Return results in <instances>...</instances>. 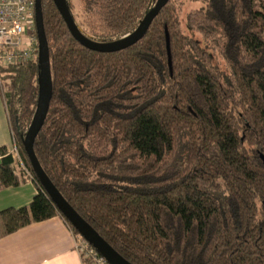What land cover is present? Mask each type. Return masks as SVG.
Returning <instances> with one entry per match:
<instances>
[{
	"label": "trees",
	"instance_id": "obj_1",
	"mask_svg": "<svg viewBox=\"0 0 264 264\" xmlns=\"http://www.w3.org/2000/svg\"><path fill=\"white\" fill-rule=\"evenodd\" d=\"M82 3L78 29L106 42L132 32L154 0ZM41 10L52 96L33 151L63 198L131 264H264V0H205L187 14L228 73L180 30L171 0L141 39L112 53L81 46L52 0ZM0 73L15 144L37 188L27 206L0 212L1 234L55 215L76 234L22 145L36 108L37 59ZM27 179L0 148V186Z\"/></svg>",
	"mask_w": 264,
	"mask_h": 264
},
{
	"label": "water",
	"instance_id": "obj_2",
	"mask_svg": "<svg viewBox=\"0 0 264 264\" xmlns=\"http://www.w3.org/2000/svg\"><path fill=\"white\" fill-rule=\"evenodd\" d=\"M57 11L65 22L71 36L83 47L102 53H112L128 48L136 43L147 31L154 17L157 16L162 7L169 0H154L153 7L140 20L137 27L129 34L112 41L98 42L89 39L78 29L66 0H52ZM35 29L37 37V100L36 108L23 136L22 145L30 162L31 168L37 177L42 188L54 203L61 215L76 229L95 250L102 255L109 264H131L115 251L63 198L60 192L52 184L43 169L41 168L33 151V142L41 126L43 125L49 108L52 96V79L50 72V62L48 45L43 28V18L41 10V0H35L34 4ZM263 164L264 157L261 156Z\"/></svg>",
	"mask_w": 264,
	"mask_h": 264
},
{
	"label": "crops",
	"instance_id": "obj_3",
	"mask_svg": "<svg viewBox=\"0 0 264 264\" xmlns=\"http://www.w3.org/2000/svg\"><path fill=\"white\" fill-rule=\"evenodd\" d=\"M7 105L0 90V148L12 146ZM37 188L31 179L17 186H0V212L27 206ZM0 264H87L74 250V234L60 215L33 222L18 230L1 234Z\"/></svg>",
	"mask_w": 264,
	"mask_h": 264
},
{
	"label": "built area",
	"instance_id": "obj_4",
	"mask_svg": "<svg viewBox=\"0 0 264 264\" xmlns=\"http://www.w3.org/2000/svg\"><path fill=\"white\" fill-rule=\"evenodd\" d=\"M34 4L35 0H0V68L37 59ZM12 140L8 153L32 180L13 134ZM74 250L87 264H109L80 234L74 235Z\"/></svg>",
	"mask_w": 264,
	"mask_h": 264
},
{
	"label": "rangeland",
	"instance_id": "obj_5",
	"mask_svg": "<svg viewBox=\"0 0 264 264\" xmlns=\"http://www.w3.org/2000/svg\"><path fill=\"white\" fill-rule=\"evenodd\" d=\"M70 2L71 11L74 16L75 22L81 27L85 29V13L83 10L82 0H68ZM176 3L179 7V22H180V30L189 36L194 37L197 41H199L200 45L209 52L211 55V62L220 72L228 73L229 69L219 54L218 48H216L213 42L210 39L204 38V36L197 31L190 30L187 26V14L191 11L201 9L205 5V0H171ZM34 35L36 36V29L34 31ZM37 38V37H36ZM1 70V68H0ZM6 81L2 78V74L0 73V90L2 92L7 91ZM10 123V128L13 133L12 127ZM15 140V139H14ZM11 148V147H10ZM9 148V149H10ZM15 169L17 172L21 171L22 168L15 162ZM78 233L74 234L77 235ZM79 235V234H78Z\"/></svg>",
	"mask_w": 264,
	"mask_h": 264
}]
</instances>
